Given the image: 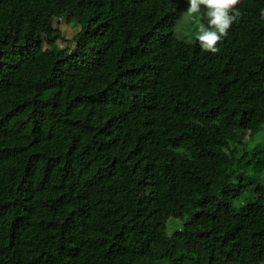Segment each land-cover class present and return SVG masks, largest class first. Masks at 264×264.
<instances>
[{
    "label": "trees",
    "instance_id": "trees-1",
    "mask_svg": "<svg viewBox=\"0 0 264 264\" xmlns=\"http://www.w3.org/2000/svg\"><path fill=\"white\" fill-rule=\"evenodd\" d=\"M234 7L211 53L187 0H0V264H264V0Z\"/></svg>",
    "mask_w": 264,
    "mask_h": 264
},
{
    "label": "clouds",
    "instance_id": "clouds-1",
    "mask_svg": "<svg viewBox=\"0 0 264 264\" xmlns=\"http://www.w3.org/2000/svg\"><path fill=\"white\" fill-rule=\"evenodd\" d=\"M239 0H187V14L196 16L201 14L207 19V24L200 22L196 28L195 39L199 46L208 52L216 53L219 51L217 47L228 28L239 15L235 9Z\"/></svg>",
    "mask_w": 264,
    "mask_h": 264
},
{
    "label": "rangeland",
    "instance_id": "rangeland-1",
    "mask_svg": "<svg viewBox=\"0 0 264 264\" xmlns=\"http://www.w3.org/2000/svg\"><path fill=\"white\" fill-rule=\"evenodd\" d=\"M55 0H48V3L50 5V7H53ZM64 5V0H61V7H63ZM139 10V9H138ZM60 20L62 21V27L64 28V33L65 35H68L69 33H71L72 31H75V27L72 24V22L66 20L65 18L59 16ZM82 116L87 119L88 121H94L95 120V116L92 112V107H85L83 109V113ZM157 182L153 183V184H144L141 183L138 187V189L140 191L143 190H152L156 187ZM189 207H182L178 210H169V211H165L163 213L158 214V216L156 217V222H158V230H164L167 227V224L169 223H173V224H179V220L180 217H184L187 215V211H188Z\"/></svg>",
    "mask_w": 264,
    "mask_h": 264
}]
</instances>
